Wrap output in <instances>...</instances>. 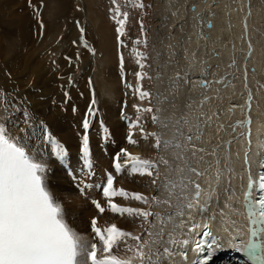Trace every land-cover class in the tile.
I'll return each instance as SVG.
<instances>
[{
  "label": "snow or ice",
  "instance_id": "1",
  "mask_svg": "<svg viewBox=\"0 0 264 264\" xmlns=\"http://www.w3.org/2000/svg\"><path fill=\"white\" fill-rule=\"evenodd\" d=\"M111 4L113 7H110L108 12L116 25L117 43L120 47H124V41L121 38L126 36L125 28L129 13L121 11L117 0H111ZM134 7L144 9L145 5L142 0H136ZM197 7L195 0L186 7V11L195 13L193 19L197 22L202 20L204 13H207L209 17L215 15L211 11L213 4H207L201 11H197ZM35 11L39 17V11ZM139 24L141 38L134 43L137 45L143 43L147 47V34L143 21H139ZM76 26L80 32V45L95 54V50L84 39L85 29L79 21L76 22ZM205 26L212 27L211 19ZM244 27L247 32V25L245 24ZM40 28L41 30L44 28L42 21H40ZM199 38L206 39L202 34ZM76 43L77 41H73V44ZM133 51L138 57L136 63L141 69L134 73L136 86L132 89L133 94L140 101L147 100L149 106L133 105L138 115L135 120L128 121L127 143L132 145L138 143L134 139L136 134L134 130L139 129L141 137L152 138L151 146L158 153L162 150L168 155H159L158 158L151 160L143 159L140 155L121 148L112 157V167L116 174L127 168L133 175L152 178L151 183L155 191L160 192L163 188L167 192V197L163 199L157 195L149 197L140 192H129L122 187L117 188L114 184L115 176L112 172L106 171L103 182L94 186L102 190L107 207L102 206V203L95 199L91 201L92 205L100 214L108 211L121 217L142 220V232L133 234L119 228L115 223L100 227L97 218L93 217L90 221L93 234L91 240L80 235L66 222L62 205L47 189L45 183L47 162L38 160L30 154L31 150L27 143L22 142L24 137L13 134L12 129L17 128L19 133L28 135L27 128L32 127V116L25 106L26 98L14 95L15 90L8 92L6 89H0V264H163L164 261L173 264L177 256L184 264H189L187 251L189 248L195 253V259L191 260L190 264H210L218 252L229 249L240 254V257L236 258V264H264V153L257 151L255 154L258 168L254 174L251 160V117L248 116L243 121L230 125L233 132L237 127L246 129L234 138L243 139L247 144L241 162V173L247 174V183L244 185V175L237 177L231 165L230 151L226 152L225 164L221 167L220 159L217 157V151L221 145L212 148L210 152L206 147L200 146L203 143L204 126L212 119L202 109L203 105L212 98L204 95L196 104V107L200 109L196 123H191L189 119L193 104L196 103L191 98L183 108L177 109V106L172 103V108L177 109L172 113L175 119L162 120L158 114L165 111L162 105L170 102L169 96L158 93L153 97L151 92L144 90L141 81L146 78L151 79L144 71L146 67L144 61L147 56L135 48ZM185 51L187 55V49ZM250 54L251 43H249ZM191 56L195 60V51L191 53ZM65 59L70 60L69 57ZM235 63L233 60L229 67L231 68ZM120 65L123 74L122 55ZM222 79L215 82L221 83ZM170 80L168 91L174 100L181 87L180 81H183V85L189 84L188 74L181 76L178 72L175 78ZM211 83V81L201 80L199 86L207 89ZM91 84L92 81L89 79L90 87ZM127 87L132 88V85ZM245 87H247L246 74ZM64 95L67 97L68 93L65 92ZM154 99L159 106H152ZM251 101L252 95L249 92L246 101L249 111ZM95 104L96 100L93 98L82 120L84 131L80 152L84 167L90 170L89 177L93 170L89 160L88 130L90 117L95 118L97 114V110L93 107ZM140 113L152 114V124L161 128L168 129L171 126V138L162 139L161 133L145 132L141 126ZM21 124L25 127H21ZM220 128H223V125H220ZM41 139L44 143L54 146L52 154L57 159L64 160L67 155L65 149L50 134L46 126L42 129ZM231 143L232 141H228L224 146L227 147ZM209 155L216 160V168L212 175H206L210 172L211 165L203 171L197 166L205 159V156ZM237 158H240L239 153ZM161 167L164 169L163 172ZM201 178H204L207 187L202 186ZM234 178L241 180V187L244 189L243 212L241 207L237 206L240 204L239 200L229 203L235 195V189L232 186ZM88 186L84 184L83 188L86 189ZM222 196L226 197L223 207H221ZM116 197L148 205V209L122 206L115 202ZM159 205H166L169 209L165 217H161L160 212L151 211L153 206ZM225 209L232 216L246 217V241L241 239L244 229L235 219H231L227 226L223 227V231L227 234L226 238L214 234L212 225L218 217H225ZM150 217H155L157 223L153 224Z\"/></svg>",
  "mask_w": 264,
  "mask_h": 264
},
{
  "label": "bare ground",
  "instance_id": "2",
  "mask_svg": "<svg viewBox=\"0 0 264 264\" xmlns=\"http://www.w3.org/2000/svg\"><path fill=\"white\" fill-rule=\"evenodd\" d=\"M36 1L43 0H30V2L29 0H0V89H6L8 92H14L15 90L14 95L26 98L25 106L30 114L32 111L41 114L34 122L33 127L27 128L28 135L19 133L17 128L12 129L13 134L24 137L22 142L27 143L28 148L31 150L30 154L34 155L38 160L47 162L48 168L45 172L47 189L62 205L66 222L75 231L91 240L93 234L89 229L90 221L93 217H96L98 226L100 227L115 223L119 228L133 232V229L141 221L140 219L127 216L121 217L108 211L104 214L96 213L93 205L88 204L86 200L76 195L70 186L68 178L53 162L47 148L43 147L41 139L43 127L46 126L50 134L57 140V132L63 131L62 140L58 141L66 145L75 163L76 147L80 144V139H74L71 133L65 132V114L60 107L56 106L55 91L57 90V86L54 87L52 85L56 77L51 75L52 73H50L47 67L42 68L40 62L35 60L36 55L34 54L35 51L39 54L44 47L54 42L55 35L52 40L43 44L45 41H42V39L45 36V31L48 30L46 26H49V29L56 28L55 26L59 23L57 16L65 10L67 3L64 0H45V2H42L43 6L41 7ZM192 2L194 0H161L160 2V17L157 19V26L154 28L156 34L152 43L156 55L154 60H152L149 92L152 93L153 97L158 93L169 96L170 102L162 105L165 111L158 114L162 120L166 118L174 120L175 117L172 116V113L179 108H183L184 104L189 102V98H191V100L196 102L193 104L191 115L189 116L191 123H196V117L200 111L196 107V104L199 103L204 95L211 97L212 99L204 104L202 109L212 119L204 126L203 143L200 146L206 147L210 152L212 148L221 145L217 151L221 167L225 164L224 157L226 152L230 151L231 165L237 173V177L242 174L244 175L243 184L246 185L247 174L241 173V162L244 148L247 144L243 139H234L239 133L246 131V129L237 127L236 131L233 132L230 125L236 124L237 121H243L248 116L251 117V160L253 173L255 174L258 168L255 154L257 151L264 152V23L258 24L259 20L254 22V18L264 19V3L261 4L260 0H195L198 4L197 11H201L207 4H213L214 7L211 11L215 14L209 17L207 13H204L202 20L197 22L193 19L195 13L186 11V7ZM257 7L261 10L260 12H258ZM35 10L39 11L41 20H38ZM65 11L67 12V10ZM83 12L85 17H89L95 23V20H92L90 16L91 10L89 8H86ZM72 16L77 17L75 14ZM32 18H36L39 22L42 21L44 29L40 30L36 27L35 23L28 22ZM209 19L212 22L211 28L205 26ZM65 20L67 21V18ZM245 24L247 25V32H245ZM59 26H61L60 29L64 27L62 29L64 33L60 32V29L59 32L68 36V32L71 29L67 27V22H61ZM9 29L10 32L11 29L13 32L8 34L7 30ZM67 29L68 31L65 34ZM260 30H263V32H260ZM256 31H259L257 36ZM31 32L36 38H38L37 34L41 33L42 39L38 40V45L35 43L36 40L30 39L29 36L33 35L30 34ZM201 34L206 39L199 38ZM249 43H251L250 55ZM125 47L127 46L122 48L125 49ZM24 49L30 52L28 56L25 55L24 60L30 59L31 63L36 61L35 65L31 68L28 67V64H25L21 55ZM50 49H52L51 46ZM16 50L18 51L16 52ZM193 51L196 53L195 60L191 56ZM93 59H95L94 68H96V71L93 74L94 79L92 80L95 81L93 85L96 86V99L98 100L102 96H108L110 99H113L110 95L115 94V92L108 85L104 70L101 71L100 68L103 62H100L95 55ZM233 60L236 63L230 68L229 65ZM60 62L62 61L60 60ZM60 62H58V66L61 65ZM52 69L54 70L55 68L52 67ZM52 69L51 72L54 73L55 70L53 71ZM29 72H31L30 75H27L29 78H24V74H28ZM178 72L181 76L185 73L188 74L189 84L183 85V81L181 80V87L173 100L168 91L171 83L170 78H175ZM61 74L65 73L62 72ZM245 74L247 87H245ZM129 75L130 72L125 75L127 76V85H129ZM221 78H223L221 83L215 82L221 80ZM201 80L211 81L212 83L205 89L199 86ZM60 84L65 86L66 80L61 79ZM126 88L128 89V87ZM249 92L252 95L250 111L246 104ZM129 95H131L130 98L135 97L138 101H131L129 97L127 101L121 99L118 110L123 112L128 121L135 120L138 115L133 105L142 106V104H139L140 100L133 93H129ZM161 99H163V96H161ZM145 101L148 103L145 107H148L149 102ZM172 103L177 106V109L172 108ZM152 106H159L155 99L152 101ZM185 111L187 110L185 109ZM107 114H109L108 117L99 118V120L105 123L101 125L109 130L112 141H115V145L108 147L101 144L100 134L97 136L98 130L102 132L99 125L97 131H90L89 133V136H94V138H91V143L93 144V156L99 165L97 173L101 175L104 170L110 171V157L119 152L121 148H126L129 152L138 154L143 159H149L146 157V154H149L152 148V138L145 139L141 137L139 129H136L134 130L136 133L134 139L138 143L135 145L128 144L126 137L129 127L124 126L118 120V112L116 114L108 112ZM139 115L141 116V126L145 132L161 133L162 139L171 138V126L168 129H164L152 124V114L148 113L147 116H144L140 113ZM220 125H223V128H220ZM20 126L25 127L23 124ZM95 136H97V139ZM228 141H232V143L225 147L224 145ZM94 142L96 143L94 144ZM72 145L74 146L72 147ZM103 146L105 147L107 157H105ZM154 150L157 158L159 155H168L162 150L159 153L156 149ZM237 153L240 154L239 159L237 158ZM209 165H211V170L206 175H212V172L216 168L214 157L210 155L205 156V159L197 166L203 171L209 168ZM163 171L164 169L161 167V172ZM151 179L147 176L133 175L129 169L125 168L122 176H115L114 184L115 187H122L129 192H140L149 197L157 195L161 199L166 198L167 192L163 188H161L160 192H156L152 186ZM201 183L203 187L208 186L204 178H201ZM212 183L214 186V178ZM241 183V180L238 178L232 180L235 195L229 203L239 200L240 204L237 206H240L241 212H243L242 193L244 189L241 187ZM96 199L102 203V206L107 207L103 195H97ZM225 199L226 197H221V207H223ZM115 202L122 206L145 209L144 204L134 200H124L121 197H116ZM151 211L160 212L161 217H165L169 209H167L166 205H159L153 206ZM79 213H81V216L78 217ZM225 213V217H218L217 221L213 223L212 230L219 236L226 238L227 234L223 231V227L227 226V223L231 219H235L237 224L244 229L241 239L247 238L246 217L244 215L239 217L232 216L227 209H225ZM149 219L153 224L157 223L155 217H150ZM225 248H227L226 243ZM187 251L189 257V249ZM227 252L232 254V256H229L226 261L236 263L233 259L237 253L232 252L230 249ZM163 264H168V262L164 261ZM173 264H184V262L177 256Z\"/></svg>",
  "mask_w": 264,
  "mask_h": 264
},
{
  "label": "rangeland",
  "instance_id": "3",
  "mask_svg": "<svg viewBox=\"0 0 264 264\" xmlns=\"http://www.w3.org/2000/svg\"><path fill=\"white\" fill-rule=\"evenodd\" d=\"M64 1L65 3H67L65 6V10H67V12L64 10L62 13H60L57 16V20L59 23L61 22L63 23L64 21L67 22V27L71 29L68 32V36L62 34L64 33L62 32L63 31L62 29L64 27L60 29L61 26H59V23H57V25L55 26L56 28L53 27L49 29V26H46L48 30L46 29L47 31H45V36L43 39L40 32H39L40 34L39 33L37 34L38 38H36L32 32L30 34L33 35L29 36L28 34V36L30 37L31 40H36L35 43L38 45L39 44L38 40H40V38L42 39V41H45L43 44H46L48 41L52 40V38L55 35L54 42L46 46L48 49L44 47L43 50L39 53L41 55L37 54V51L34 52V54L36 55L35 60L40 62L42 68L47 67L50 73H52L51 75H54L56 77L52 85L54 87L57 86L56 87L57 90L55 91V99H56L55 102H57L56 106L58 103H60V105L57 107H60L65 114V118H66L65 132L71 133V136L74 139L79 138L80 140L79 139L78 140L81 143L82 134L84 131L82 128V120L84 119L85 113L87 112L88 107L91 104L93 98H95L96 100V104L93 107L97 110V114L95 118L90 117V121H91L90 131L98 130V125L101 124L98 123V121H100L99 118L108 117L109 116V114H107L108 112H112L113 114H116L118 112L121 99L127 101V98L131 97L129 93L132 94L133 93L132 89L136 86V79L135 76H133L132 74H134L136 71H141V69L136 63L138 57L136 56V53L133 51L134 48L144 53L147 56V59L144 61V63L146 64L144 71L148 73V76H150L151 68H152L151 67L152 60H154L156 55L152 43H153V38L156 34V32H154L155 31L154 28L157 26L156 25L157 19L160 17L161 0H142L143 4L145 5L144 9H138L134 7L136 0H117V3L120 5L121 11H127L129 13L128 23L125 28L126 36H124L123 38L124 44L127 47H125L126 49V50L124 49L125 51L123 50L124 55H122L124 58V66H123L124 71H128V72H124V82L122 87H120V90L118 88L119 87L118 80H120V78L117 75H115V73L116 72L119 73L118 72L119 68L121 70V65H120L121 56L119 57L118 54L115 53L116 46L114 44L113 38L115 36L116 25L114 24L113 20L110 18L108 12V9L110 7H113V5L111 4V0H64ZM42 2H45V0L38 1L37 3L41 5L43 4ZM260 2L262 4L264 3V0H260ZM85 6L86 8H89L91 10L90 16L92 20H95V23L91 21L89 17H85L83 12L84 10H86V8H84ZM257 8H258V12H260L261 10H259V7ZM74 14L77 17H73L72 15ZM65 18H67V21L65 20ZM39 19L41 20L40 17H38V20ZM141 20L143 21L145 32L147 34V41H148L147 47H145L143 43L139 45L134 43L138 38H141L140 24H139V21ZM256 20L260 21V22L258 21V24H260L261 22L264 23V19L263 20L261 18L257 19L255 17L254 22ZM77 21H79L80 25L85 29L84 39L87 41L88 45L95 50V54L89 52L87 48L82 47V45L79 48L80 32L76 26ZM28 22L35 23L37 25L36 27L41 30L40 22L37 21L36 18H32ZM93 23L95 27L93 26ZM59 29L60 32L62 33L59 32ZM67 31L68 29L65 31V34ZM7 32L9 34L12 33L13 31L11 29L10 32L9 29L7 30ZM258 32L259 31H256V36L258 35ZM260 32H263V30H260ZM73 41H77V43L73 44ZM50 46L52 49H50ZM17 51L18 50H16V52ZM22 53L21 55L23 57V60L25 58V55L28 56L30 54V52L27 49L22 50ZM94 55L96 56V58L100 60V62L101 61L103 62V64L100 65V68L101 71L104 70L106 81L110 86V88L115 92V94L110 95L112 96L113 99H110L108 96H102L98 100L96 99V86L93 85L95 81L92 80L94 79L93 74L96 71V68H94V64H95V59H93ZM65 57H69L70 60L65 59ZM60 60L62 62H60ZM36 61L31 63L32 61H30V59L24 60L25 64H28V67L30 68L35 65ZM58 62H60L61 64L60 66L57 65ZM49 65H50V69H49ZM52 67L55 68L54 70L56 72L52 69ZM51 69L54 71V73L51 72ZM62 72H64L65 74H61ZM129 72H130V75L128 76L129 85H132V88L128 87L127 89L126 88L127 76L125 75L126 73ZM30 74L31 72H29L28 74H24V78L28 79L29 76L27 75ZM131 75L132 77L130 79ZM59 76H61L60 78L64 79V81L66 80L65 86L60 84L61 79L59 78ZM69 78H71V83H69ZM89 79H91V81L93 82L91 84V87L89 86ZM141 83L143 85L144 90L147 91L150 90L149 79L146 78L143 81H141ZM121 90H123V92L125 93L124 96H122ZM65 92L68 93L67 97L64 95ZM41 99L44 100L43 98ZM65 100H68L71 103L66 104ZM129 100L138 101L135 99V97L130 98ZM139 104H142L143 107L148 105L146 101H139ZM74 108L75 111H73ZM147 114L148 113H142V115L144 116H147ZM40 115H41L40 113H36L34 111L31 112L32 127L34 122L38 119ZM99 131L100 130L97 131V136L99 135ZM57 137L58 140H62L63 131L57 132ZM73 146L74 145H72V147ZM146 157L149 159L157 158V154L155 153L153 147L150 149V153L146 154ZM144 206L145 209L147 210L148 205L144 204ZM80 212L82 211L80 210ZM79 216H81V213L78 214V217ZM142 224L143 222L141 220L139 224H137L136 227L133 229L134 231L132 233L139 234L140 231L142 230ZM144 227H146V225H144Z\"/></svg>",
  "mask_w": 264,
  "mask_h": 264
}]
</instances>
